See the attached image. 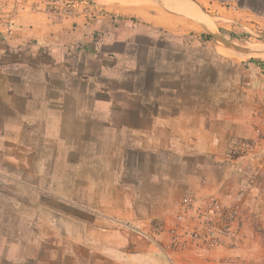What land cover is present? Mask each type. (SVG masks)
I'll list each match as a JSON object with an SVG mask.
<instances>
[{"label":"crops","instance_id":"1","mask_svg":"<svg viewBox=\"0 0 264 264\" xmlns=\"http://www.w3.org/2000/svg\"><path fill=\"white\" fill-rule=\"evenodd\" d=\"M54 1L0 0V264H264L257 187L232 189L239 230L215 251L164 255L127 229L155 215L145 202L165 188L200 202L225 190L199 163L165 176L144 163L164 154L186 164L223 145L224 105L202 101L193 78L207 56L193 66L191 51L170 50L176 19L148 8L195 3L202 15L200 3L99 0L121 16L111 23Z\"/></svg>","mask_w":264,"mask_h":264},{"label":"rangeland","instance_id":"2","mask_svg":"<svg viewBox=\"0 0 264 264\" xmlns=\"http://www.w3.org/2000/svg\"><path fill=\"white\" fill-rule=\"evenodd\" d=\"M89 1L94 3L89 7L92 17H101L98 15L99 11L104 13L106 11L108 14L101 18L105 20L110 18L111 23L115 19L121 18V16H115L114 10L111 9L112 5H105L99 0ZM196 1L200 3L202 15L195 16L204 20L208 26L201 20L194 21L195 16L178 15L164 9L157 10L152 7L153 4L151 5L150 2H148V8L159 18L170 15L176 19L177 30L169 31L168 36H165V39L168 40L163 42L165 45H169L170 50L175 44V49L184 50L186 55L187 51H191L193 66H198L196 59L199 54L207 56L206 68L202 64L201 74L196 72L193 78L196 80V85L200 83L202 101L208 104L224 105V113H218V116L222 115L225 124L224 131L222 130L223 145L220 144V149L215 151L218 152L217 154L209 150L203 152L202 157L198 159L184 161L186 164L179 157L174 160H162L164 154H158L161 157L159 160L145 156L144 163L147 165L158 163L164 176L168 173L184 172L199 163L201 171L206 172L205 177L210 176L206 174H212L211 176L217 179L224 178L226 184L223 193H215L201 202L194 198L193 193L181 190L171 193L167 192L166 188L164 192L160 193L161 202L158 204L145 202L144 211L155 212V215L147 213L143 218V223L136 226L131 225L132 227L127 229L137 231L142 235L145 243L156 244V247L160 248L164 255L165 250L170 253L199 254L215 251L230 244L227 240L231 234L239 230L242 213V206L239 202L241 200L238 199L239 197H235V193L232 192L234 186L257 187L256 195L264 194V0ZM61 6L66 8L62 4ZM124 18L133 24L141 23V19L136 16L128 18L124 16ZM209 23L212 24V27ZM193 24L200 25L201 29L190 28ZM210 32L220 35L238 47L254 50V55L226 47L223 43L216 41ZM195 40H201V44L187 46V42ZM216 56L217 60H215ZM237 104L240 105V111L235 108L233 110V106H237ZM237 114H239L238 118ZM214 130L219 131L220 128L214 127ZM214 147L215 145H213ZM168 163L170 165L173 163V166L165 167ZM184 198L193 200L194 209L185 213L183 211V219L179 221L177 216L181 212L180 203ZM214 199L226 207L239 208L238 215L233 218L228 214L209 215ZM153 209L154 211H151ZM221 221H234L232 231H226L225 225H222ZM174 230H178L181 242L190 244L186 246L172 244L171 233ZM198 232L202 237L194 244L192 237L189 240L186 235ZM214 234L218 241L210 248L211 240L207 239ZM167 263L169 262L167 261Z\"/></svg>","mask_w":264,"mask_h":264},{"label":"built area","instance_id":"3","mask_svg":"<svg viewBox=\"0 0 264 264\" xmlns=\"http://www.w3.org/2000/svg\"><path fill=\"white\" fill-rule=\"evenodd\" d=\"M58 4H62L64 5L66 8H74L76 7V5L78 4H83L85 6H88V7H91L94 5V3L90 2L89 0H57V1H54L53 2V6L54 7H57ZM100 13H98L99 16L103 17L105 14H108L102 11H99ZM194 209V205H193V200L191 198H184L181 203H180V210L181 212L179 213V215L177 216V219L179 221H181L183 219V211L184 213L186 211H192ZM239 213V208L237 207H226L224 205H222V203H220V201L214 199V201L212 202L211 204V211L209 212V215L211 214H215V215H221L223 216L224 214L225 215H229L231 216L232 218L233 217H236ZM220 218V217H219ZM222 222V221H221ZM235 222L233 221H229V222H222V225H225V230L226 231H232L233 229V226H234ZM172 244H174L175 246H180V245H183V246H186L187 244H190L189 242H187V244L185 242H181L180 240V235H179V232L178 230H174L172 231ZM188 236L189 240H190V237H192L191 239H193L194 241V244L196 242V240H201V233H193V235L191 234H188L186 235ZM207 240H211L210 243H209V246L210 248H212L213 245H215L218 241V238L215 237V234L214 235H210V238H208ZM208 245V244H207Z\"/></svg>","mask_w":264,"mask_h":264},{"label":"bare ground","instance_id":"4","mask_svg":"<svg viewBox=\"0 0 264 264\" xmlns=\"http://www.w3.org/2000/svg\"><path fill=\"white\" fill-rule=\"evenodd\" d=\"M177 1H181V0H177ZM197 3H199V2H197ZM196 11H198L197 10V6L195 5V3H192L190 5L186 4V5L180 6V8L177 9V14H180V15H188L190 17H194L195 15H197L196 14ZM183 17H185V16H183ZM195 17H196V19L201 20L203 23L206 24V22L204 20H202L201 18H198L197 16H195ZM210 26L212 27V24H210ZM198 29L200 30L201 29V26L196 27V30H198ZM208 29H210V28L208 27ZM253 55H254V53H253Z\"/></svg>","mask_w":264,"mask_h":264},{"label":"water","instance_id":"5","mask_svg":"<svg viewBox=\"0 0 264 264\" xmlns=\"http://www.w3.org/2000/svg\"><path fill=\"white\" fill-rule=\"evenodd\" d=\"M194 21L199 22L198 19H196V18H194ZM210 35H212V37H214V39L216 41L223 43L226 47H228L230 49H234V50L241 52V53H251V51L249 49L238 47V46L232 44L231 42L225 40L223 37H221L220 35H218L214 32H210Z\"/></svg>","mask_w":264,"mask_h":264},{"label":"trees","instance_id":"6","mask_svg":"<svg viewBox=\"0 0 264 264\" xmlns=\"http://www.w3.org/2000/svg\"><path fill=\"white\" fill-rule=\"evenodd\" d=\"M210 38V37H209ZM251 62H254V61H251Z\"/></svg>","mask_w":264,"mask_h":264}]
</instances>
